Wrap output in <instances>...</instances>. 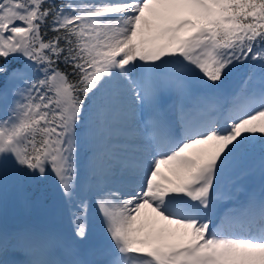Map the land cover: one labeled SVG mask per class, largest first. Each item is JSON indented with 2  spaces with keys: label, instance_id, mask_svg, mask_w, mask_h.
I'll return each instance as SVG.
<instances>
[{
  "label": "snow or ice",
  "instance_id": "obj_1",
  "mask_svg": "<svg viewBox=\"0 0 264 264\" xmlns=\"http://www.w3.org/2000/svg\"><path fill=\"white\" fill-rule=\"evenodd\" d=\"M0 81V191L53 180L74 237L0 226V264H264V0H0Z\"/></svg>",
  "mask_w": 264,
  "mask_h": 264
},
{
  "label": "rangeland",
  "instance_id": "obj_2",
  "mask_svg": "<svg viewBox=\"0 0 264 264\" xmlns=\"http://www.w3.org/2000/svg\"><path fill=\"white\" fill-rule=\"evenodd\" d=\"M259 84H256L254 88H258ZM164 108L167 115L170 118L175 117V108L172 104V98L166 97L164 100ZM2 111V106H0ZM89 158H90V149L87 143L83 140L81 142L80 152H79V167H80V177L81 181L87 183L90 180L89 174ZM232 173L230 172L225 176V180L231 177ZM254 174V169L246 170L242 172L240 176H237L236 179H247L252 177ZM260 176V174H259ZM224 180V188L227 190L233 189L238 183H231ZM259 183H262L261 177L258 178ZM44 183V180L39 178H24L20 181L10 179L5 190L0 191V226H6L7 228H24L31 227L36 229L45 230L60 236L68 241L74 239L73 233V224L71 222V213L69 207H63L59 210V218L53 220H46L47 218L41 217L40 219L34 217L36 222L34 224L31 221H28L30 214H40L46 207V205L35 202L31 196V188L29 185L32 183ZM32 186V185H31ZM260 186V185H259ZM261 187V186H260ZM34 188V186H32ZM257 190L247 191L246 193H241L237 201H221L218 205L220 212L225 211L226 209L239 207L243 202L247 200V193L258 192ZM58 187L54 189L52 195L57 196ZM28 211H30V214ZM34 216V215H33ZM58 219V220H57ZM65 220L63 223L61 220ZM40 222V224L38 223ZM106 237L101 235L99 232V227L96 222L91 224V234L87 241L79 243V246L82 251H87L88 249L96 248L101 244L106 243Z\"/></svg>",
  "mask_w": 264,
  "mask_h": 264
},
{
  "label": "trees",
  "instance_id": "obj_3",
  "mask_svg": "<svg viewBox=\"0 0 264 264\" xmlns=\"http://www.w3.org/2000/svg\"><path fill=\"white\" fill-rule=\"evenodd\" d=\"M245 65H246V68L243 65L238 66L235 69V71H233L232 74L228 77V79L224 82L223 92L225 94H231V91H230L231 88L229 87V85H230L229 81H232V78H236V76L238 77L239 74L241 72L243 73L244 71L245 72L243 73V75L245 77H247L250 69H249L247 64H245ZM260 75H261L260 71L257 70L253 80L258 79ZM2 85H3V82L0 81V86H2ZM259 159H260V152H259V148L257 147V149L250 156H248V157L242 159L241 161H239L237 163V165L233 168V171L237 174V173H239L240 170L244 169L247 166L257 165V164H259Z\"/></svg>",
  "mask_w": 264,
  "mask_h": 264
}]
</instances>
